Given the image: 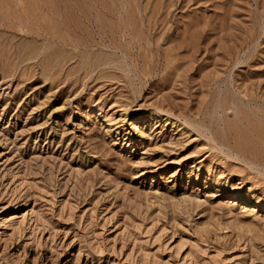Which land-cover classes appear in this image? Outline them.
I'll use <instances>...</instances> for the list:
<instances>
[{
    "label": "rangeland",
    "instance_id": "374dc122",
    "mask_svg": "<svg viewBox=\"0 0 264 264\" xmlns=\"http://www.w3.org/2000/svg\"><path fill=\"white\" fill-rule=\"evenodd\" d=\"M0 264H264V0H0Z\"/></svg>",
    "mask_w": 264,
    "mask_h": 264
},
{
    "label": "bare ground",
    "instance_id": "6f19581e",
    "mask_svg": "<svg viewBox=\"0 0 264 264\" xmlns=\"http://www.w3.org/2000/svg\"><path fill=\"white\" fill-rule=\"evenodd\" d=\"M158 115V114H157ZM155 116V115H154Z\"/></svg>",
    "mask_w": 264,
    "mask_h": 264
}]
</instances>
